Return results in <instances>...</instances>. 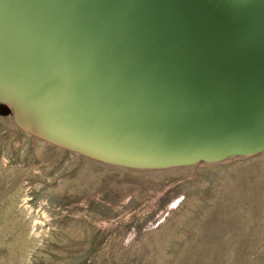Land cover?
Segmentation results:
<instances>
[{"label":"water","instance_id":"1","mask_svg":"<svg viewBox=\"0 0 264 264\" xmlns=\"http://www.w3.org/2000/svg\"><path fill=\"white\" fill-rule=\"evenodd\" d=\"M0 103L115 166L264 152V0H0Z\"/></svg>","mask_w":264,"mask_h":264},{"label":"rangeland","instance_id":"2","mask_svg":"<svg viewBox=\"0 0 264 264\" xmlns=\"http://www.w3.org/2000/svg\"><path fill=\"white\" fill-rule=\"evenodd\" d=\"M0 264H264V152L115 166L26 133L0 103Z\"/></svg>","mask_w":264,"mask_h":264}]
</instances>
